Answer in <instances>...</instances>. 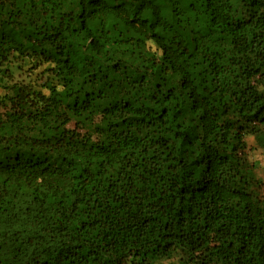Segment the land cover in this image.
Segmentation results:
<instances>
[{
	"label": "trees",
	"instance_id": "obj_1",
	"mask_svg": "<svg viewBox=\"0 0 264 264\" xmlns=\"http://www.w3.org/2000/svg\"><path fill=\"white\" fill-rule=\"evenodd\" d=\"M0 74V264H264V0H0Z\"/></svg>",
	"mask_w": 264,
	"mask_h": 264
},
{
	"label": "rangeland",
	"instance_id": "obj_2",
	"mask_svg": "<svg viewBox=\"0 0 264 264\" xmlns=\"http://www.w3.org/2000/svg\"><path fill=\"white\" fill-rule=\"evenodd\" d=\"M39 71H35L31 76L26 72V69L14 71L13 81H23V82H34L36 81V75ZM10 83L8 79L4 78L0 74V96L5 93L3 89L4 85ZM245 142L248 146V159L249 162L254 165L255 177L262 182V186L259 190V196L264 198V148L259 147L256 144L255 138L251 135L246 136ZM152 264H179L177 256H172L167 259H161L153 262Z\"/></svg>",
	"mask_w": 264,
	"mask_h": 264
}]
</instances>
